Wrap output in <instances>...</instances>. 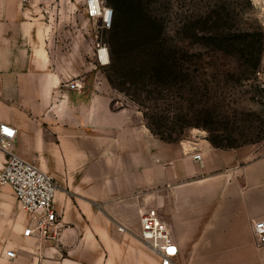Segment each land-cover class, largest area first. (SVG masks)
Here are the masks:
<instances>
[{"label": "crops", "instance_id": "crops-1", "mask_svg": "<svg viewBox=\"0 0 264 264\" xmlns=\"http://www.w3.org/2000/svg\"><path fill=\"white\" fill-rule=\"evenodd\" d=\"M52 19L34 0H0V121L16 129L11 150L56 180L62 223L56 242L24 236L29 215L0 185V264H159L140 235L148 207L171 231L175 264H264L252 230L264 218V141L160 138L114 105L89 46L67 44Z\"/></svg>", "mask_w": 264, "mask_h": 264}, {"label": "rangeland", "instance_id": "rangeland-1", "mask_svg": "<svg viewBox=\"0 0 264 264\" xmlns=\"http://www.w3.org/2000/svg\"><path fill=\"white\" fill-rule=\"evenodd\" d=\"M102 1L112 8L109 28L86 16L85 0H34L53 13L67 44L74 38L81 54L89 46L115 106L136 109L164 140L206 139L223 147L264 141L259 6L252 0ZM99 47L107 63L99 62Z\"/></svg>", "mask_w": 264, "mask_h": 264}, {"label": "built area", "instance_id": "built-area-1", "mask_svg": "<svg viewBox=\"0 0 264 264\" xmlns=\"http://www.w3.org/2000/svg\"><path fill=\"white\" fill-rule=\"evenodd\" d=\"M85 13L90 19H98L104 28H109L112 24V8L104 5L102 0H85ZM97 56L101 64L108 61L102 47L97 49ZM66 85L69 88L80 87L75 79H69ZM15 130L10 123L0 121V148L5 152L4 163L0 167V185L11 186L18 206L29 215V221L22 234L33 237L38 242H56L62 231L61 216L53 204L56 180L35 163L25 160L11 150ZM192 156L196 160L201 159L199 151H194ZM139 223L140 235L159 257V264H175L177 244L157 210L154 207L142 209L139 213ZM252 230L256 243L264 246V218L255 219ZM6 254L14 256L13 249H7Z\"/></svg>", "mask_w": 264, "mask_h": 264}, {"label": "trees", "instance_id": "trees-1", "mask_svg": "<svg viewBox=\"0 0 264 264\" xmlns=\"http://www.w3.org/2000/svg\"><path fill=\"white\" fill-rule=\"evenodd\" d=\"M113 24H114V22H113ZM214 146H220V147H223V146H221V145H214Z\"/></svg>", "mask_w": 264, "mask_h": 264}, {"label": "bare ground", "instance_id": "bare-ground-1", "mask_svg": "<svg viewBox=\"0 0 264 264\" xmlns=\"http://www.w3.org/2000/svg\"><path fill=\"white\" fill-rule=\"evenodd\" d=\"M108 61H105V63H107Z\"/></svg>", "mask_w": 264, "mask_h": 264}]
</instances>
